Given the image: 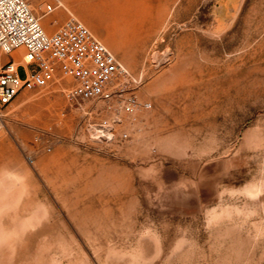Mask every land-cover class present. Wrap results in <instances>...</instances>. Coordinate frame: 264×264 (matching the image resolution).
I'll return each instance as SVG.
<instances>
[{
    "label": "rangeland",
    "instance_id": "rangeland-1",
    "mask_svg": "<svg viewBox=\"0 0 264 264\" xmlns=\"http://www.w3.org/2000/svg\"><path fill=\"white\" fill-rule=\"evenodd\" d=\"M49 1L30 0L46 33L74 13L151 107L114 123L101 100L69 102L59 72L18 93L0 132V264H264V0H121L143 28L130 45L118 0Z\"/></svg>",
    "mask_w": 264,
    "mask_h": 264
},
{
    "label": "built area",
    "instance_id": "built-area-1",
    "mask_svg": "<svg viewBox=\"0 0 264 264\" xmlns=\"http://www.w3.org/2000/svg\"><path fill=\"white\" fill-rule=\"evenodd\" d=\"M60 6H63L61 0H50L44 12L50 13ZM18 48L23 50L21 60L35 64L37 69H27L21 77L13 58L0 65V132L15 97L21 90L39 84L43 72L71 76L76 84L65 91L67 100L71 103L101 100L114 111V123L121 122L119 109L133 115L151 107V102L139 100L132 92L141 75L130 71L71 11L59 28L48 34L40 24V16L32 10L30 0H0V58ZM98 127L102 135L113 133V126L106 121ZM127 136L123 132L120 138ZM46 150L50 151L51 147ZM27 158L33 161L31 156Z\"/></svg>",
    "mask_w": 264,
    "mask_h": 264
},
{
    "label": "crops",
    "instance_id": "crops-1",
    "mask_svg": "<svg viewBox=\"0 0 264 264\" xmlns=\"http://www.w3.org/2000/svg\"><path fill=\"white\" fill-rule=\"evenodd\" d=\"M119 1L121 2V0H118V1H117V4H118ZM158 1H159V0H157V3L155 4V6H156V5H159L160 2L158 3ZM124 6H125V5H124ZM123 15H124V14H123ZM124 19H125V18H124ZM123 28H124V31L121 32V29L123 30ZM130 30H134V32L132 33V35H130ZM142 30H143V28H142L141 25H138L137 23H135V24H133V25H130V24L126 21V19L124 20L123 23L118 22V26H117V32H118V34H119L122 38H124L126 44H129V45H130L132 42H133V43H134V42H137L138 37H137V35H135V33H137V31H138V32H141ZM16 50L18 51V53H16L15 56H13L12 58L16 61L17 65H18V70L20 69V67H21L22 65H26V66L32 65V64H25L24 62H22L21 59L19 58V57H21V53H22V51H21V50H18V49H16Z\"/></svg>",
    "mask_w": 264,
    "mask_h": 264
},
{
    "label": "bare ground",
    "instance_id": "bare-ground-1",
    "mask_svg": "<svg viewBox=\"0 0 264 264\" xmlns=\"http://www.w3.org/2000/svg\"><path fill=\"white\" fill-rule=\"evenodd\" d=\"M123 14H124V4L119 1L117 4V8H116V19L120 23H123L125 20L124 19L125 16ZM123 31H124V28H123V30L121 29V32H123ZM18 50H22V48H18ZM22 62H23V60H22Z\"/></svg>",
    "mask_w": 264,
    "mask_h": 264
}]
</instances>
